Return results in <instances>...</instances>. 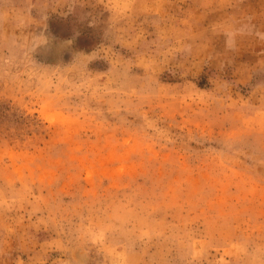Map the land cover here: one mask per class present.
<instances>
[{
  "label": "rangeland",
  "instance_id": "1",
  "mask_svg": "<svg viewBox=\"0 0 264 264\" xmlns=\"http://www.w3.org/2000/svg\"><path fill=\"white\" fill-rule=\"evenodd\" d=\"M0 264H264V0H0Z\"/></svg>",
  "mask_w": 264,
  "mask_h": 264
}]
</instances>
